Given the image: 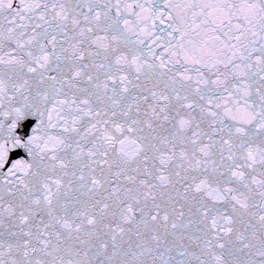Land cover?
Masks as SVG:
<instances>
[{"label": "snow or ice", "instance_id": "obj_1", "mask_svg": "<svg viewBox=\"0 0 264 264\" xmlns=\"http://www.w3.org/2000/svg\"><path fill=\"white\" fill-rule=\"evenodd\" d=\"M0 264H264V0H0Z\"/></svg>", "mask_w": 264, "mask_h": 264}]
</instances>
